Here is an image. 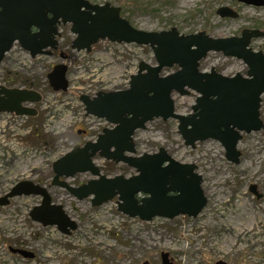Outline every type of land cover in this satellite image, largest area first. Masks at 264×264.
Instances as JSON below:
<instances>
[{"label": "rangeland", "instance_id": "rangeland-1", "mask_svg": "<svg viewBox=\"0 0 264 264\" xmlns=\"http://www.w3.org/2000/svg\"><path fill=\"white\" fill-rule=\"evenodd\" d=\"M90 1L120 6L124 17L146 31L175 27L183 34L204 31L219 38L239 36L244 28L264 30V6L238 0ZM221 6L239 15L221 17L216 12ZM60 31L59 47L52 55L33 58L15 43L0 63V83L13 87L32 83V88L43 95L40 102L33 104L38 110L36 116L0 114V196L22 180L41 183L52 200L62 204L76 220L78 228L66 235L56 226H43L30 217L41 197H14L8 205L0 206V264H161L163 251L181 264H215L221 259L229 264H264V127L244 133L238 144L242 152L238 164L226 158L218 140L199 141L194 148L186 146L175 119L155 118L145 129L136 131L137 155L165 147L178 161L198 165L208 203L196 217L142 221L118 211L117 197L95 207L91 197L78 200L64 188L51 184L55 160L75 144L94 140L104 127L112 126L86 115L79 96L127 89L140 61L156 63L149 46L105 39L94 44L90 52L77 51L71 48L74 35L70 25H61ZM251 47L264 52V36L253 38ZM60 52L68 57L63 60ZM58 63L68 66L70 87L65 92H54L48 84L47 75ZM211 68L226 76L246 75L248 70L242 59L222 51H210L201 60L202 71ZM177 69V65L165 68L162 74ZM197 95L193 90L184 96L174 92L176 111L190 113ZM260 112L264 123V94ZM95 162L108 176L136 174L129 165L99 155ZM90 178L89 172L78 173L67 181L77 186ZM251 184L257 185L261 198L250 191ZM9 247L30 250L35 257L24 258Z\"/></svg>", "mask_w": 264, "mask_h": 264}, {"label": "water", "instance_id": "water-1", "mask_svg": "<svg viewBox=\"0 0 264 264\" xmlns=\"http://www.w3.org/2000/svg\"><path fill=\"white\" fill-rule=\"evenodd\" d=\"M264 6V0H239ZM121 7L90 0H0V63L15 43L37 55H52L59 47L60 25H70L74 35L71 48L90 52L100 40L135 43L149 46L156 59L152 65L141 61L130 76L129 88L100 91L95 96L81 94L80 101L87 115L103 118L113 124L105 128L96 140L74 147L52 164L51 184L64 188L70 195L83 200L91 197L92 206H100L117 197V209L129 217L151 221L155 217L173 219L178 216H198L207 204L201 186L202 175L194 163L175 159L165 148L154 153L137 155L135 131L145 129L155 118L178 121V132L186 146L208 139L218 140L226 158L238 164L242 152L238 142L242 133L264 127L261 102L264 94V53L250 47L252 38L264 36V30L245 28L240 36L214 38L204 31L183 34L175 27L169 30L146 31L136 28L122 16ZM221 17L236 18L238 12L228 6L217 9ZM210 51H222L226 56L242 59L247 74L226 76L215 68L200 69V62ZM65 60L67 54L60 52ZM177 65L178 70L163 75L165 68ZM68 66L56 64L47 78L53 91H67ZM198 93L189 114L175 109L174 92L181 96ZM42 100L33 88L7 87L0 84V113L35 116L31 106ZM125 163L136 170L131 176H108L102 173L95 157ZM92 175L81 185H72L67 178L77 173ZM64 177V178H63ZM63 178V179H62ZM250 191L259 198L257 185ZM37 195L41 203L30 211V217L43 226H56L70 235L78 227L62 204L55 203L46 186L32 180L16 183L0 196V206H6L17 196ZM24 258H34L27 249L10 247ZM162 264H175L169 252L161 253ZM215 264H227L218 260Z\"/></svg>", "mask_w": 264, "mask_h": 264}, {"label": "flooded vegetation", "instance_id": "flooded-vegetation-1", "mask_svg": "<svg viewBox=\"0 0 264 264\" xmlns=\"http://www.w3.org/2000/svg\"><path fill=\"white\" fill-rule=\"evenodd\" d=\"M239 1V0H238ZM240 3H243V4H247V3H244V2H241V1H239ZM247 5H251V4H247ZM252 6H256V5H252ZM256 7H262V6H256ZM238 15H239V13H238ZM245 29V28H244ZM249 29H257V28H249ZM242 33V32H241ZM240 36V35H239ZM252 40H253V38L251 39V42H250V47H251V43H252ZM252 48V47H251ZM253 49V48H252ZM254 50V49H253ZM257 51V50H256ZM263 52V51H262ZM264 53V52H263ZM243 135H244V133H242V137H241V139L240 140H242L243 139ZM240 140H239V142H240ZM239 142H238V144H239ZM242 156V155H241ZM196 171L198 172V173H200L199 172V170H198V165H197V169H196ZM201 175H202V173H200ZM75 176V175H74ZM73 176V177H74ZM63 179V178H62ZM203 182H204V178H203V175H202V183H201V186H202V188H203ZM258 189H259V187H258ZM204 190V189H203ZM258 191V190H257ZM205 193V192H204ZM206 195V194H205ZM256 195V194H255ZM207 197V196H206ZM256 197L257 198H259L257 195H256ZM261 198V197H260ZM207 203H208V197H207ZM207 205V204H206ZM205 208V207H204ZM203 208V209H204ZM174 258V257H173ZM174 261H176V262H173V263H175V264H178L177 263V260L174 258L173 259ZM226 262V261H225ZM146 264H150V262L149 261H146L145 262ZM227 264H229L228 262H226Z\"/></svg>", "mask_w": 264, "mask_h": 264}, {"label": "trees", "instance_id": "trees-1", "mask_svg": "<svg viewBox=\"0 0 264 264\" xmlns=\"http://www.w3.org/2000/svg\"><path fill=\"white\" fill-rule=\"evenodd\" d=\"M122 14H123V13H122ZM28 83H29V82H25L24 84H25V85H28ZM10 86H12V85L10 84ZM32 86H33V84H32V83H29L28 88H32Z\"/></svg>", "mask_w": 264, "mask_h": 264}]
</instances>
